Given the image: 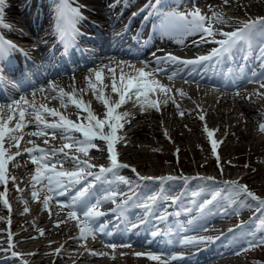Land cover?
<instances>
[{
	"label": "snow or ice",
	"instance_id": "6c2138e0",
	"mask_svg": "<svg viewBox=\"0 0 264 264\" xmlns=\"http://www.w3.org/2000/svg\"><path fill=\"white\" fill-rule=\"evenodd\" d=\"M5 0H0V13L3 11ZM229 0H224V4H228ZM86 7V5H85ZM161 7L160 0H155V3L150 0L148 4L140 9L141 12L149 11V16L145 19L151 18L156 14L159 19V24L154 27L162 34L179 35L181 37L188 35H198L200 42L213 43L216 45L211 48L208 54L194 57L191 59H183L171 53L164 56L157 57L153 53V62L156 65L155 71L165 73L168 63L183 65L185 67L192 66L195 69L200 67H212L214 64H219L223 60L234 58L237 54L241 55L242 60H246L247 56L243 54L251 45V41L256 37L257 33L264 39V17H257L255 19H248L244 21H234L238 27L231 31H224L216 25L229 23L222 11L211 10V15L201 13L198 8H194L189 12H179L175 10L161 12L158 9ZM57 33L60 44L65 55H70L71 51L75 49L76 38L79 36L78 25L84 19L83 12L79 5L73 6L71 0H57ZM138 13H133L135 17ZM0 24H3L0 19ZM11 27L10 25H4ZM136 39V37H133ZM182 42V41H181ZM17 49V46L11 41H5L0 38V57L7 55L12 50ZM259 59L264 61V52L261 53ZM145 67L149 66L148 61L143 62ZM116 64V68L112 67ZM127 67L132 71L125 73L124 68ZM145 67L135 68L134 65L127 61H115L109 59L107 64L103 62L94 69H89L88 75L85 77L87 81V88L78 89L75 87V77L72 78V85L66 90L53 81H49L47 86L41 85L38 89L32 92L30 98L24 95L19 98H12L6 103H0V184L7 185L9 179L14 183L16 177H9L7 168L10 162H13L17 157H22L25 154L32 165L35 166L34 174L31 176V196L38 199V193L41 191L47 194L43 198V207L47 209L49 203L55 200L56 204L63 210L68 209L66 219L76 221L79 228V236L76 239H85L88 236L95 238L96 235L112 237L114 233L108 231L106 223H100L99 218L107 216L108 213L99 210L104 203L111 202L114 207L111 209L116 215L117 221L123 219L122 213L124 210L134 203L138 198V193L134 191L136 185L132 180L119 175V170L129 167L119 160V153L117 151V144L124 140V137L119 135L125 124L131 122L133 113L129 111H120V109L132 103L133 107L139 106L141 113L147 111L149 108L160 110L161 104L173 103L177 107L178 113L183 116L185 113L176 104L175 99L171 95L172 89L152 77L151 72H146ZM107 70V71H105ZM117 72L119 75L117 76ZM177 73H172L168 79H173ZM264 75V74H262ZM111 79V94H105V89L109 87L105 83V79ZM257 74L252 73V79H257ZM251 82V81H250ZM261 88H264L262 83ZM88 89H91L95 100L103 106L102 116L92 108V102L83 98ZM178 94L183 97L187 93L182 89H177ZM37 93L41 94L43 98L50 102L56 100L59 102L61 108L72 107L76 110V120L69 118L56 107L48 106V103H41L37 100ZM157 94H162V99L157 100ZM264 95V93H258ZM239 95V93H237ZM251 99V96L248 97ZM15 119L14 126L10 123ZM200 120H204V115L199 116ZM33 128L34 130L27 135L33 137H43L44 144L49 145L50 140H54L57 136L67 141L62 147H42L35 144L34 141L29 140L28 143L32 147H26L23 151L19 150L21 140L25 132L24 129ZM259 130L264 132V123L259 125ZM204 131L207 133L212 146V151L216 154L218 141L212 139L213 131L209 130L205 125ZM166 134V133H165ZM98 142H103L107 151L108 166L95 165L87 159H81L78 155L72 153H82L85 156L95 149L96 151H104V148L98 146ZM5 143L9 147L13 144L17 147V152L11 154L5 148ZM217 159L219 156L217 155ZM65 162H71L73 167L66 169L63 167ZM136 173L138 182L153 181L158 182L163 188L166 181L173 180H187L186 177L173 176H140L135 168L131 169ZM204 180H212V177H203ZM227 187L233 189L234 192L239 193L243 197L255 202V211L264 214V198L259 197L254 192L248 189L246 185H240L237 181L223 182ZM127 186L128 193L120 191V185ZM98 186L103 188V192L97 195ZM23 192V189H19ZM6 192H0V203L9 209L11 212V205L6 198ZM214 193L213 199H215ZM195 195V194H194ZM119 202H117V198ZM163 198L161 195L147 196L145 202L138 206L143 211V216L138 223H130L125 220V232L139 234L141 225L146 222V218L152 215V209L156 202ZM177 198H172L171 203H176ZM213 203V200H204L198 204L195 209H187L188 214L196 211L197 215L188 220V225H193L200 219L208 210V206ZM29 209L25 207L24 212ZM224 214H228V209H224ZM234 214H238V210H233ZM179 215V213H177ZM0 219H4L0 217ZM158 221L166 219L165 216L156 217ZM60 221L57 223L59 227ZM11 223L9 219V224ZM242 227L238 225L237 228ZM261 237L258 240H249V248L264 245V220L260 224ZM191 229H181L185 234L182 235L178 241L181 246L198 245L201 243H213L219 237L200 236L191 237L186 233ZM43 229L40 230L43 234ZM229 232L234 229H229ZM149 235L152 239L146 240L147 245H152L157 236H162L164 233L159 230L150 231ZM179 235V233H178ZM106 246L113 250L117 244L106 242ZM121 246L130 247V243ZM13 247L12 233L8 232V248L0 249L6 255L10 253L12 258L20 257L21 254L11 251ZM61 248L55 249L59 254ZM160 255L154 253H135L136 256L146 255L148 259L157 261L158 264H173L183 259L182 255L173 254L165 248H159ZM92 255H106V253L92 252ZM22 264H28L26 260ZM259 264V262H257Z\"/></svg>",
	"mask_w": 264,
	"mask_h": 264
},
{
	"label": "bare ground",
	"instance_id": "6f19581e",
	"mask_svg": "<svg viewBox=\"0 0 264 264\" xmlns=\"http://www.w3.org/2000/svg\"><path fill=\"white\" fill-rule=\"evenodd\" d=\"M212 2L214 3L218 2V3L213 5ZM91 3L100 4L97 1H93ZM209 4H211V10L222 11L226 18L229 19L232 16L233 19L232 22L243 21L244 17L248 16L249 14H253V13L261 14L264 12V0H229V3L227 5L224 4V0H210ZM95 8L91 6V9H95ZM194 8H197L196 5L193 6V9ZM225 9L229 11L228 15L224 13ZM185 12H187V10ZM201 13L206 15H211L210 7L203 6ZM100 15H105V12L100 11ZM230 24H234V22L233 23L230 22ZM258 41L264 42V39L261 38L259 33H257L256 37L251 41L250 47H248L247 50L243 52V54L247 56L246 60H242L241 55L237 54L234 58H229L226 59L225 61L223 60L219 64L228 66L229 73L233 76L237 75V73H235L233 70H239L240 68L238 65H235L236 63L244 62L243 68L247 71L249 66L251 67L254 61L260 62L259 59L260 56L258 57L259 52L256 47ZM170 43H171L170 47L175 46L174 42H170ZM59 46H61V44H59ZM189 47L194 48L195 44H191ZM110 58L114 59L115 61H126L125 59H122L116 55L108 54L104 56V50H102L101 52L94 53L93 62L86 65L85 67L78 68L74 65V69L72 73H69L66 76H61L58 78H52V79H47L46 81H42V83L39 86L34 88L32 91H29V94L25 96L30 98L33 91L41 87V85L47 86L49 81H53L67 90L69 86L72 85L73 76L75 77V87L78 89H85L87 88V81L85 80V77L88 75L89 69L96 68L102 62L104 64H107ZM144 66L145 65L143 63V66L138 65L135 68H142ZM112 67L116 68L117 66L116 64H112ZM149 67L156 69V65H152ZM165 67L167 68V71L165 73H162L163 75L162 78H165L168 81L173 80L169 84H166V86L172 89L171 95L175 99L176 104L179 105V108L183 110L185 114L181 116L177 111L176 105L171 102H169L168 104H161L159 111L149 108L147 111L143 113L140 112L139 106L133 107L131 102L124 105L120 109V111H129L134 115L131 118V122L125 124L124 128L120 130L118 133L119 135L124 137V140L121 143L117 144L116 146L117 151L119 153V158L121 159L126 158L128 160L130 159L129 161L133 163L136 156L140 155V152L145 153L146 150L144 149L143 145L146 143L153 145L154 143L153 136L149 135L148 132L154 133V137L158 136V138H161V141L164 144L162 147L172 152L173 151L180 152L183 151L184 149L185 152H188V150H190V145H188L186 141L187 140L189 141L190 139L193 140L197 139L198 141L204 143L207 146V142L205 139L207 133L204 131L205 125L209 130L213 131L212 137L217 141L219 139L221 140L225 139L224 141H226L227 139L229 140L230 138H239V137L243 138L247 135H255V136L259 135V133L261 132L259 130V125L262 123L261 120L263 119L260 112L262 113L263 110L260 108L258 103L251 101L246 96L245 91L251 88V85H247V83L250 82L249 80H253V79H249L250 78L249 73H247V75L244 77L238 78L237 80H235V82L228 84L227 88L215 87L212 90H208L203 86L196 84H188V85L177 84L174 79H176L177 77H181L182 74V72L179 69H177V64L168 63ZM185 69L194 70L192 66H187L185 67ZM148 70L149 69L145 67L146 72L152 73V71H148ZM196 70L203 71V73L207 74L208 77L201 78L199 74L196 76H192L190 74L191 77L200 81L212 82L211 79H213V66L212 67L197 66ZM130 71H132V69H129L127 67L124 68L125 73H128ZM172 73H177V75L173 79H168L167 77L171 76ZM183 73H187V71ZM153 74L154 73H152V77L150 78H154L156 80L160 79V77L157 76L154 77ZM215 74L218 75L220 74V72L215 71ZM262 74H264V70L257 74L258 77L257 79L259 78L263 79L264 75ZM118 75L119 73L117 72V76ZM105 83L109 85V87L105 89V94L106 95L111 94V88H110L111 79L110 78L105 79ZM177 89H182L184 92L187 93V95L181 97L178 94ZM237 93H239V95H237ZM111 95H113V98H116L114 94ZM36 98L41 103H48V106L58 108L62 113L66 114L71 119H74L76 117V110L72 107H68L66 109L61 108L58 101L52 100L48 102L39 93H37ZM83 98L87 101H91L92 108L102 116L103 106L100 105L95 100L91 89H88L86 91ZM156 99L158 101L161 100L162 94H157ZM261 99L264 101V96ZM180 102H182L181 103L182 105L180 104ZM247 103H250L252 106L247 105ZM200 115H204L205 119L203 121L199 119ZM15 122L16 121L14 119L10 123V126H14ZM255 125L257 126L256 128H254ZM157 127L161 131H158L156 129ZM33 130H34L33 128L24 129L25 135L21 140L22 143H20L21 146L20 151H23L24 148L29 147L31 145L28 143L29 140L34 141L36 144L38 138L27 135V133H30ZM190 132H195V137L193 136L189 137ZM41 138L44 141V138L43 137ZM56 138L59 139L50 140L48 147L51 146L62 147L63 144L67 142L61 139L59 136H57ZM180 140H182V142ZM98 145L99 147L104 148V151H99L100 155L103 156L102 159H104V161H108L107 151H106V147L104 146V143L98 142ZM137 145L139 146V148H143L144 151H141L137 147ZM15 147L16 146L14 144L13 146L9 147L8 143H5V148L8 149V152L11 154H12V149H14ZM153 148L156 149L155 147ZM93 150H91L87 156H85L82 153H76L74 149L72 150V153L81 156L82 159H87L90 162L92 160L93 161L95 160V157H93L94 155L93 156L91 155L93 153L92 152ZM203 153L204 152H202V154ZM171 160L173 159H170V161ZM205 166L207 167V165H205L204 163L198 165L197 167L204 168ZM9 168L10 169L12 168V170L17 171L16 173H13L14 176H11L10 174V177H16L17 178L16 181H18L21 176L26 177L28 179V186H31L30 185L31 179H29V177L30 174H32V172L35 170V166L31 164L26 154L22 157H17L13 162H10L7 169ZM164 172L165 171H162V173ZM7 174H9L8 171ZM119 175H123V173H119ZM176 175H178L179 177H184V176H180L179 174ZM203 177H210V176H201V177L193 176L192 178L186 181L180 179H177V181L173 180V182L166 181L164 183L163 189H161V191L158 193V196L163 194V198L156 202L154 208L152 209V215L147 217L146 222L143 225H141L138 235L135 233L124 231L125 220L129 221L130 223H134L132 222L134 220L139 222V219L143 216L142 209H140L138 205L134 202L124 210V212L122 213L123 219L119 221H117L115 215L113 216L112 219L106 222L105 220L102 219L103 217H100L101 219L99 218V221L102 220L103 223H106L108 225V231H112L114 233L112 237L96 235L95 238H93L92 236H88L87 238L82 240L76 239V237L79 236V228L77 227L76 221H73L70 226L63 229V233L60 235L58 234L57 231L53 230V228L57 225V223L53 221L49 224L48 221L50 217L42 214V216H44L42 221L40 223H35V224H33L34 222H32L33 225H31V227L36 229V232L38 231L39 228L42 227L45 233L43 239L39 238L35 240V238L38 237L37 234H32V235L29 234L26 236L25 234L27 232L24 231L23 234H20L18 232L16 236L17 244L15 247L17 248L18 251H20L19 253L25 255L28 263H32V264L41 263V262L40 263L37 262L35 260L36 258L33 259V257L43 247H45V244H48L52 247L51 250L53 251V254L55 253V249L57 248L62 249L61 252L59 253L61 255L60 258L54 260L53 263L63 262L66 258L67 259L69 258L71 260L76 259L71 264H80L81 259L88 260L89 261L88 264H121L119 260V255H121L120 258L124 262H127L129 264H139V262L153 264L152 262L154 261L148 259L146 255L136 256L135 253L157 254L156 252H160L159 248H165L168 251L174 249V246L179 244L178 241L180 237L185 234L183 231H181L182 228L191 229L190 231H187L186 234L190 233L191 235L195 232H198L200 233L199 237L200 236L213 237V234L211 232L212 230L210 228V225H212L213 220L221 218L224 215H227L224 214V211L221 212L220 208H224L230 200L225 201L224 204L221 203L219 205L220 208L217 207L216 209L213 210V208L210 207L212 211L208 214V216L206 217L202 216L193 225H188L187 221L195 217L197 213L196 211L193 210L191 215H189L188 211L186 210L195 209V207L198 204L202 203L204 200H211V195L213 194V189H212L213 183L215 184V186L218 187L221 186V183L213 179L206 180L208 183L203 184V186L200 184L198 185L194 184L196 179H200L203 181L204 179H201ZM127 178L129 180H132L133 182L134 179L137 180L136 175H133V173ZM20 182L18 183L20 184ZM13 183L14 182L10 179V187H8L9 189L7 192H11L13 189L16 188L17 184L15 185ZM146 183L147 181H144L142 185ZM157 183L158 182H155V185L154 183H150L148 186L156 187L158 185ZM119 187H123V189H121L120 191L125 192L126 195L128 194L127 186L120 185ZM135 189L134 191H136ZM99 190L100 188H98L97 195L99 194ZM140 190L141 189H139L138 191ZM148 194H149L148 191L138 192V197H143V196L146 197ZM172 198H177V202L174 204L171 203ZM14 199L17 202H21L22 199H24V197L18 195L15 196ZM31 199L34 200L32 197ZM103 205L105 204H102V206ZM166 208H168L169 210V212L164 214L166 219L163 221H158L156 219L155 214H160L161 211ZM225 209H228V214L233 212V210H231L230 208H225ZM43 210H45V208L41 204V209H35L32 212V214H38L40 211ZM177 213H179V215H177ZM52 216H55L54 213H52ZM27 220L30 219L28 218ZM25 221H26L25 218L24 219L19 218L18 224L23 225ZM179 222L180 224H178ZM39 225L41 226L39 227ZM250 225H251V231L253 229L254 231L250 233L246 238H244L241 244H237L236 246H234L231 249V250L234 249L233 252L238 251L239 248L242 246H249L248 244L249 240H257L258 237H261L262 233H261L260 225L254 226L252 223H250ZM206 226H208L209 228ZM156 230H159L160 232L164 233V235L157 236L155 238V242L152 245H147L145 241L152 239L149 235V232ZM48 236L49 237L51 236L52 238L59 236L61 238L58 242L60 245L58 246L54 241L46 242L45 237ZM63 236H65L66 238H64ZM26 238L34 239L36 241L35 244L31 242H18ZM221 238L222 237H220L219 240L214 244L201 243L198 244V246L200 247L194 246V248H188V249H192L191 251L192 253L189 255H183V259L181 260L182 263L197 264L198 261H202V260H204L203 262L206 263L207 261L213 259L211 257L218 254L215 250V245L220 243ZM106 242L115 243L117 244V247L113 250L112 248L106 246ZM128 243H130L131 245L130 247L121 246L123 244H128ZM188 249H183V250L185 252H188ZM42 252L47 253V251L45 250ZM92 252L106 253V255H102V256L92 255ZM154 264H158V262ZM259 264H264V263L259 262Z\"/></svg>",
	"mask_w": 264,
	"mask_h": 264
},
{
	"label": "rangeland",
	"instance_id": "374dc122",
	"mask_svg": "<svg viewBox=\"0 0 264 264\" xmlns=\"http://www.w3.org/2000/svg\"><path fill=\"white\" fill-rule=\"evenodd\" d=\"M213 3L214 2H212V4ZM260 114L262 115L263 112L262 113L260 112ZM247 120H248V118H247ZM256 127L257 126L255 125L254 128H256ZM156 129L158 131H161L158 127ZM148 134L153 136V142H154L153 145L148 144V143H146L144 145L142 144L144 149L146 150L145 153L140 152V155L136 156L133 163H131L129 161L130 159L128 160L126 158L125 159L119 158L121 163L126 164L129 167H133L134 165H138L140 168H135L136 170L144 171V172H150V173H156L158 171H159L158 173H160V172L168 170L170 168H175V169L177 168L176 171H181V169L184 167L192 175H195V174L196 175L197 174L198 175H207L208 174L212 178L218 179L222 182V186H220V187L215 186V184H213V192L218 193L217 194L218 198H222V197H226V196L230 195L229 200H230V203L234 206L233 208L238 210L239 213L244 212L243 219L248 218L247 217L248 215L251 216L254 214L253 210L255 208H254V205L252 204L253 201L247 199L246 197H243L242 195H240L239 193H236L234 191L229 192V189H231V188L227 187L223 182H225V181H237L240 185H246L249 190L254 192L259 197L264 198V141H263L264 138L260 137V138H262V139H260L258 136H255V135H247L243 138H241V137L230 138L229 140L227 139L226 141H224V140L222 141L221 139H219L218 144H217L216 154H214L212 151L211 141H210L208 135L205 138L206 142H207V146L204 143H201L200 141H198L197 139H194V140L190 139L189 141L188 140L186 141L187 144L190 145V150H188V152H185V149L183 151H180V152H177V151L172 152V151L166 150L164 147H162L164 144L162 143L161 138H158V136L154 137V133H152V132H148ZM190 136L195 137V132H190L189 137ZM212 139H213V137H212ZM154 140H156V141H154ZM180 141L182 142V140H180ZM137 147L139 148L138 145H137ZM153 147H155L156 149H154ZM139 149L141 151H144L143 148H139ZM12 150H16V149H12ZM202 152H204V153L202 154ZM93 155H94V157H97V153H95V154L93 153ZM217 155L219 156V159H217ZM173 157L174 158H180L178 160L180 162H176V160ZM167 159H169V160H167ZM170 159H173V160L170 161ZM170 163L173 164V165L171 164L172 167L169 165ZM204 163H205V165H207V167L206 166L204 168L203 167H197L198 165L204 164ZM123 169H125V168H122L121 170L123 171ZM7 171L10 173L11 172H13V173L17 172L15 170H12V168L7 169ZM176 176H178V175H176ZM18 182H20V184ZM134 183H135V181H134ZM206 183H208L206 180L202 181L200 179H196L194 182V184H196V185L200 184L202 186H203V184H206ZM15 184H17L15 189H13L11 192H6V198L9 200V203L11 205V212H9V209L5 208L2 205V203H0V217L4 218V219H0V231H1L0 232V249H6V247L8 248V232L9 231L12 233V239H13V247H12L11 251H15L17 253L20 252L15 247L17 244L16 236H17L18 232L20 234H23V232L25 231V232H27L25 234L26 236L29 234L30 235L37 234L38 237L35 238V240H37L39 238L43 239L45 233H44V231H43V234H41V232H40V230L43 228L42 227L39 228L38 231L36 232V229L31 227V225H33L35 223H40L42 221V219L44 217V216H42V214L50 217V219L48 221L49 224L53 221L56 223H58L60 221H64L63 223L59 224V227L55 226L53 228V230L57 231L58 234H60V235L63 233V229H65L71 225L73 220L66 219V214H67L68 209L62 210L56 204L55 200L50 201L49 207L47 209L40 211L38 214H32V212L35 209H41V204L43 205V203H42L43 198L47 193L44 191H41L38 193V199L32 200L31 199V197H32L31 196L32 185L30 184L31 186L28 187V179L26 177L21 176ZM17 186L19 189L24 190V192L23 193L21 192V193H22L23 197H26L25 198L26 201L22 200L21 202H16L13 200V197L17 196V193L19 192L17 190ZM8 187H10L9 184H7L6 186L3 184H0V192H5V190L8 189ZM27 188H29V189H27ZM121 189H123V187H120V190ZM212 196H213V194L211 195V200H213ZM241 201H244L243 203H245L247 206H251L252 208H246L245 210L240 209L242 207V204H240L238 202H241ZM25 207H27L29 209V211L24 212ZM101 207H102V205L99 208L100 211H101ZM211 211L212 210L210 209V205H209L208 210L204 213L203 217L208 216V214ZM167 212H168V209L166 208L163 210L162 214H165ZM52 213H54L55 216H52ZM19 218H21V219L25 218L26 221L23 225L18 224ZM28 218L30 220H27ZM9 219L11 221L10 224H9ZM262 220H264V214H262V215L258 214L257 216H254L252 218L251 223L253 225L254 224L260 225ZM32 222H34V223L32 224ZM40 226L41 225H39V227ZM206 227H208V226H206ZM212 232H215V231L212 230ZM248 233H249L248 231H244L238 235L245 236ZM196 235L197 234H194V236H196ZM63 237L66 238L65 236H63ZM60 239L61 238L59 236L53 237V238L51 236L45 237L46 242L54 241V242H56V244L58 246L60 245L58 243ZM259 239H260V237H259ZM35 240L32 238H30V239L26 238V239L20 240L18 242H31V243L35 244V242H36ZM248 248H249V246L244 248L245 250H247V253L249 255L248 260L242 259L240 261L241 262L240 264H253V262L251 260L264 263V245L251 247L249 249ZM51 249H52V247L50 245L45 244V247H43L33 257V259L36 258L35 260L39 263L41 262L40 264H59V263L60 264H68V263L71 264L76 260V259L71 260L69 258L68 259L66 258L63 262L53 263V261L56 260L57 258H60L61 255L57 254L56 252L53 254V251ZM44 250L47 251V253L42 252ZM243 250L240 249L239 253H240V251L242 252ZM120 257H121V255H119V260H120L121 264H129L127 262H124ZM0 259H1L0 264H22V261H24V260L27 261V258L23 254H21L20 257L12 258L10 256V253L8 255H6L4 251H0ZM156 262L157 261H154L152 263L154 264ZM88 263H89L88 260L81 259L80 264H88ZM149 263H151V262H149ZM28 264H32V263H28ZM139 264H147V263L139 262Z\"/></svg>",
	"mask_w": 264,
	"mask_h": 264
}]
</instances>
